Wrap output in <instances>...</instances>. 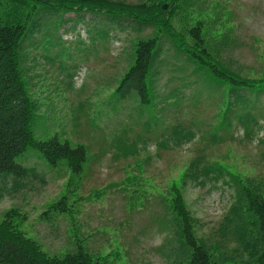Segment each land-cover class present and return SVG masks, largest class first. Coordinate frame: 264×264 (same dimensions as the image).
<instances>
[{
    "label": "rangeland",
    "instance_id": "obj_1",
    "mask_svg": "<svg viewBox=\"0 0 264 264\" xmlns=\"http://www.w3.org/2000/svg\"><path fill=\"white\" fill-rule=\"evenodd\" d=\"M198 6L214 38L228 34L222 56L239 73L259 76L264 70V0H199ZM190 13L179 11L174 20L179 30ZM37 30L24 43L27 56L20 67L38 106L34 134L85 144L88 154L74 176L65 160L51 166L34 148L18 156V163L34 171L18 184L13 176L2 181L0 221L16 207L18 227L49 254L63 255L80 243L102 264H174L177 241L160 197L176 182L196 218L197 235L228 255V264H255L242 252L233 224L222 228L234 188L223 180L206 179L204 185L182 180L191 161L200 157L264 186V111L253 110L263 127L252 135L238 117L225 121L221 91L210 88L204 74L198 75L199 83L188 85L197 78L193 67L173 56L166 38L162 61L149 73L150 79L155 76L152 83L148 80L150 102L142 106L136 92L116 95L134 62L135 42L153 34V26L60 12L46 15ZM260 100L264 104V95ZM121 142L137 152L126 155ZM64 196L66 210L55 209Z\"/></svg>",
    "mask_w": 264,
    "mask_h": 264
},
{
    "label": "trees",
    "instance_id": "obj_2",
    "mask_svg": "<svg viewBox=\"0 0 264 264\" xmlns=\"http://www.w3.org/2000/svg\"><path fill=\"white\" fill-rule=\"evenodd\" d=\"M198 1L0 0V201L4 197L1 183L6 177L13 176L18 184L34 171L16 161L30 148L38 150L51 166L56 167L65 160L73 176L83 170L87 158L85 144L73 146L67 140L61 141L58 135L38 139L32 128L38 106L27 89L25 70L20 67L27 56L25 41L33 37L35 30L40 31L48 14L100 15L106 20L123 19L155 28L153 34L135 42L134 62L125 72L116 95L127 97L136 92L142 106L150 102L149 73L157 68V61H162L161 42L166 38L175 50L173 56L193 67L192 74L197 78L188 85L199 83L198 75L204 74L210 88L221 91L225 121L238 117L247 135L263 127L253 110L264 111L260 100L264 95V70L259 76H249L231 66L222 56L224 45L229 43L228 34L223 33L221 39L210 34L211 23L201 17ZM194 9H197V15L191 17L190 11ZM180 10L190 13L182 19L186 22L182 31L174 24ZM151 78L150 83L155 76ZM186 136H192V133L188 132ZM118 145L125 149L126 155L137 152L136 148L123 142ZM189 179L200 185H204L206 179L223 180L234 188V201L222 228L227 230L233 224L232 231L240 241L242 252L255 264H264V186L253 179L241 178L219 163H205L200 157L191 161L182 182L187 183ZM160 199L166 216H170L169 220L165 219L171 224L177 241L174 264H228L231 260L228 255L197 235L196 218L186 203L181 185L173 183ZM53 207L66 210V196ZM18 216L19 210L13 207L4 212L0 221V264H102L80 243L63 255L49 254L37 240L18 227L15 222Z\"/></svg>",
    "mask_w": 264,
    "mask_h": 264
}]
</instances>
